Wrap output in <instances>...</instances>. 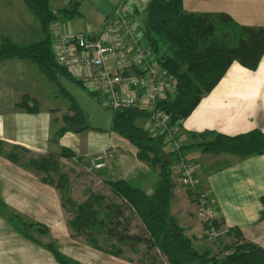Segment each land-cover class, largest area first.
Listing matches in <instances>:
<instances>
[{"label":"crops","instance_id":"obj_1","mask_svg":"<svg viewBox=\"0 0 264 264\" xmlns=\"http://www.w3.org/2000/svg\"><path fill=\"white\" fill-rule=\"evenodd\" d=\"M120 1L49 0V4L57 15L75 2L78 14L61 21L63 32L96 35ZM149 1L130 0L138 27ZM183 5L187 13H224L244 26H264V0H183ZM43 38L40 21L23 0H0V45L11 42L28 46ZM48 84L52 94L60 92L35 63L18 58L0 60V141L4 144L0 152V201L5 205V216L0 213V264H59L44 246L51 241L80 264H144L127 255L128 250L141 254L143 244L135 249L124 247L123 254L117 257L99 250L85 237L75 236L69 224L72 213L63 207L61 190L46 183L45 174L28 169L26 164L37 156L70 151L72 157L62 156L59 160V175L66 177V189L79 204L99 194L93 181L110 191L113 200L116 197L108 183L120 180L152 195L161 181L160 167L139 159L137 148L114 131H76L73 127L60 135L64 118L71 115L68 109L72 110V100L69 94L60 92L62 107L66 108L41 107ZM25 96L33 102L29 106L32 111L19 108ZM178 128L182 153L195 169L198 189L208 195L216 212L222 243H237L234 230L238 229L247 241L264 248V154L242 158L202 147L219 134L237 136L254 130L264 133V57L255 71L234 63ZM14 147L28 151L19 154V163L7 157ZM166 152H171L170 145ZM175 157L169 155L166 159ZM99 162H104L102 168L96 167ZM171 164L174 188L170 213L200 253L213 254L216 245L213 248L205 241V223L197 214L191 192L181 185L177 159ZM10 215L22 217L33 230L45 227L47 233L33 236L36 243L9 222ZM110 242L117 245L116 240Z\"/></svg>","mask_w":264,"mask_h":264},{"label":"trees","instance_id":"obj_2","mask_svg":"<svg viewBox=\"0 0 264 264\" xmlns=\"http://www.w3.org/2000/svg\"><path fill=\"white\" fill-rule=\"evenodd\" d=\"M23 1L40 21L44 38L28 46L5 42L0 45V60L18 58L35 63L47 79L56 83L66 95L68 93L60 84L59 75L65 76L85 90L82 82L56 61L52 37L54 23L59 21V17L70 19L76 16L78 5L73 2L56 15L50 8L49 0ZM144 13L145 20L139 27L142 40L153 50L155 58L163 68L178 81L176 95L159 103V109L170 116L171 126L181 125L202 98L217 87L234 63L255 71L264 57V26H244L224 13H187L183 0H150ZM92 96L95 98V95ZM69 97L75 113L64 118L65 127L60 135L73 127L77 128L76 131L89 128L86 115L73 98ZM22 106L32 111L27 103ZM145 116L147 114L138 108L117 111L113 131L137 148L139 159L160 167L161 181L152 195L120 180L108 183L116 200L105 203L104 195L92 194L88 200L79 204L66 189L65 176L59 175L62 183L58 184L51 177V174L59 173V160L62 156H73L70 151L65 150L62 155L37 156L26 164L28 169L45 174L46 183L55 184L61 190L63 207L75 215L69 222L75 236L85 237L99 250L117 257L123 254L124 247L135 249L143 244L147 248V256L151 257L150 253L157 250L165 258L166 264H264V248L247 241L238 229L234 230V234L239 241L229 247L233 251L227 258L217 260L210 251L200 253L194 247L192 239L170 213L174 184L172 159L167 160L166 157L174 156L175 153L166 152L169 142L164 136L154 138L137 125V120ZM3 145L0 141V152ZM202 147L206 151L228 152L242 158L261 155L264 154V133L254 130L237 136L219 134L214 141ZM18 151L28 152L26 149L14 147L7 154L14 163L20 162ZM0 213L5 216V205L2 201ZM133 216H137L143 223L145 236L130 233ZM7 218L23 235L37 243L31 236L30 224L22 217L10 215ZM216 226L220 228L218 222ZM36 230L42 234L47 233L45 227ZM102 238L106 241L116 240L119 245L105 247L100 243ZM44 246L59 264H80L65 256L53 241ZM151 263L156 264L154 259Z\"/></svg>","mask_w":264,"mask_h":264},{"label":"built area","instance_id":"obj_3","mask_svg":"<svg viewBox=\"0 0 264 264\" xmlns=\"http://www.w3.org/2000/svg\"><path fill=\"white\" fill-rule=\"evenodd\" d=\"M52 37L56 61L106 109L114 112L138 108L151 122L150 135L164 136L180 168V182L192 194L197 214L205 223L212 240L222 235L216 226V212L208 195L198 189L196 172L182 153L178 126L159 103L176 95L178 81L155 58L142 40L129 0H121L96 35L66 34L60 21L53 25ZM104 162L96 167L102 168Z\"/></svg>","mask_w":264,"mask_h":264},{"label":"rangeland","instance_id":"obj_4","mask_svg":"<svg viewBox=\"0 0 264 264\" xmlns=\"http://www.w3.org/2000/svg\"><path fill=\"white\" fill-rule=\"evenodd\" d=\"M57 15H59L57 13ZM145 16V13L143 14V17L141 18V21L138 20L139 22V25L142 26L143 25V21L142 19L144 18ZM60 22L63 21V18L59 17L58 19ZM140 31V29H139ZM53 83L54 87L56 89H58L60 92H63L61 90V88L54 82H51ZM46 88H44V92L42 93V99H41V107L43 108H48L49 106H52V105H56L57 107H60V108H66V107H62V104H63V95H61L60 92L58 93H54L52 94L51 91H50V86L48 84V87L45 86ZM58 95V96H56ZM27 100V101H26ZM29 100L28 97H23V99L21 100V102L19 103V108H22V109H25V107H23L22 105L24 103H27L28 105H30L31 103L33 104V102H31ZM65 103V101H64ZM70 107L73 109V102H70ZM66 110V109H65ZM69 111H71V115L70 116H73L74 115V111L73 110H70V108L68 109ZM68 116V117H70ZM138 125L140 126H143V128H145L146 130H148L149 132H151V122H150V119L148 117H142V118H139L136 122ZM18 153H22V151H18ZM176 158V157H175ZM175 158H173L172 160L175 161ZM63 170V169H62ZM60 171H61V167H60ZM59 173H53L51 174V177L55 180V182L58 184V183H62V180L59 179ZM85 174H83L82 176H84ZM88 175V174H86ZM90 181V180H89ZM96 181H93L92 185L95 189V191L99 194H104L106 197H105V203H108L110 202L113 197V195L111 196L110 194V191L108 190H105L102 185H98V184H95ZM91 185V186H92ZM87 188H90V185L88 187V184L86 186ZM80 189L76 190L77 192L79 191ZM108 194V195H107ZM116 200V199H114ZM75 217L74 214H71V219H73ZM6 218V217H5ZM32 231L30 232L31 233V236H40L43 235L42 233H40L39 231L37 230H33L31 229ZM133 233V234H136V235H140V236H145L146 235V230L142 224V222L140 221V219L137 217V216H133V219H132V224H131V227H130V233ZM222 232V231H221ZM222 236V235H221ZM221 236L218 237L217 239L215 240H212L211 238H209V236L206 235V243H208L209 245H211L213 248L215 246V248L213 250H215L214 252L216 253H211L212 256H215L214 259L216 258L217 260H221V259H224V258H227L230 256V253L233 251L232 249H230L229 247H232L233 244L229 243V244H223V238L221 239ZM101 244H103L105 247H111L113 246L112 243L110 241H106L105 239H101L100 241ZM47 244V242H46ZM118 244V243H117ZM119 245V244H118ZM229 248V249H228ZM141 250H143L141 252V254H136L134 252H131L130 250H128L127 252V255H131V257L136 261V262H142L143 260V263L144 264H152L151 263V260L154 259V261L156 262V264H166V261H165V258L162 257L159 253V251L157 250H154V252L150 253L151 254V257L148 256L147 258V255H146V251H147V248L145 245L141 246Z\"/></svg>","mask_w":264,"mask_h":264},{"label":"water","instance_id":"obj_5","mask_svg":"<svg viewBox=\"0 0 264 264\" xmlns=\"http://www.w3.org/2000/svg\"><path fill=\"white\" fill-rule=\"evenodd\" d=\"M59 82L87 117L88 127L103 132H112L115 112L103 107L91 94L76 83L59 75Z\"/></svg>","mask_w":264,"mask_h":264}]
</instances>
